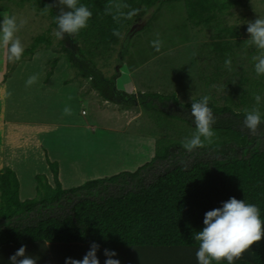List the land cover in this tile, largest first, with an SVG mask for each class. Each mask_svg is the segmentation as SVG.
Returning <instances> with one entry per match:
<instances>
[{"label": "trees", "instance_id": "1", "mask_svg": "<svg viewBox=\"0 0 264 264\" xmlns=\"http://www.w3.org/2000/svg\"><path fill=\"white\" fill-rule=\"evenodd\" d=\"M172 1L176 0H79L92 12L88 26L78 34H66L58 39L55 35L56 15L60 12L57 0H32V12H36L37 18H48L51 26L34 39L17 63L32 61L38 53L47 50L65 54L81 78L104 87L108 99H113L117 93L120 99L127 100V93L115 90L113 81L105 73L111 74L117 67L121 74V63L127 51L124 39L133 34L131 30L138 24L137 19ZM183 1L190 22L210 35L208 53L218 60L221 67H216L215 72L219 71L223 78L221 70L224 73L225 60L231 59V66L226 67L228 81L225 79L223 88L227 94L222 97L226 104L217 105L214 97L206 95L210 98L209 107L215 121L216 134L212 142L188 152L183 142L189 134L182 130V142H177L171 138L178 134L174 130L166 135V144L163 139H157L156 156L135 173L92 180L70 190H65L60 182L59 164L49 161L55 186L50 185L46 176H37V195L26 201L20 198L17 174L0 165V264L9 262L8 253L21 246L29 250L49 246L66 248V258L79 260L93 243L100 246L97 253L100 264H104L105 249L116 251L121 264H198L199 242L193 235L202 230L207 211L235 197L255 204L264 219V123L253 134L239 122L254 108L264 116V100L258 107L257 103L254 105L257 94L264 97V75L257 76L255 72L253 57L258 54L257 50L246 44L247 40L240 39L246 27L231 22L233 10L245 6L248 0ZM134 10L136 15L129 18L128 13ZM8 11L0 7V12ZM59 61L60 56L48 63L52 67L47 72L48 79L54 75ZM237 68L239 71L231 74L230 79H234L230 81V72ZM15 71L11 66L7 76ZM252 81L255 86L248 91L232 86L238 82L249 86ZM132 98L127 100L132 107L138 104L147 108L150 101L154 104L159 99L161 104H172L176 112H187V117L192 119L191 103L182 104L176 96L145 93L139 100ZM152 104L151 107H155ZM206 155L208 159L204 160ZM186 158L193 160L187 163ZM160 169L163 171L158 172ZM235 264H264V237Z\"/></svg>", "mask_w": 264, "mask_h": 264}, {"label": "rangeland", "instance_id": "2", "mask_svg": "<svg viewBox=\"0 0 264 264\" xmlns=\"http://www.w3.org/2000/svg\"><path fill=\"white\" fill-rule=\"evenodd\" d=\"M0 7L9 10L8 13L15 15L18 22L20 20L25 21L16 34L21 40L24 49H27L36 37L50 29L51 21L48 18L42 19L41 16L37 18L35 16L36 12H32V0H0ZM8 13L0 12V19L9 16ZM233 13L234 16L231 18L232 24L238 23V25L246 27L240 39L248 40L249 35L247 33L246 21H254L258 16L264 17V0H248L245 2V6L235 8ZM137 23L131 30L132 32L136 27L131 37L124 39L127 43V51L121 63V74L117 72V67L116 70L112 69L111 74L105 73L109 80L113 81L115 90L119 93L123 91L127 93L129 96L127 100H129L133 99L132 97L136 95L139 97L138 92L143 93L144 86L147 84L154 88L146 92V95L165 96V93L171 94L180 99L182 104H189L194 100L200 99L202 96L210 95L211 98H215L213 100L217 105L226 104L222 98L227 96L223 89L225 88L226 80L228 81L226 67L224 68V73L221 70L224 78L221 74H218L219 71L215 72V68L219 67L220 64L214 56H210L208 53L210 50H208L207 45L212 42L209 40L210 35H207L208 33L203 28H198L190 22L186 3L183 0H176L158 6L150 14L138 18ZM157 39L161 42L159 52L152 45V41ZM5 54L6 49L0 46V58L1 55ZM58 56H60L58 66L53 70L54 75L48 79L47 72L49 69H52L48 63ZM116 58H118V55ZM1 65V167H6L4 162H6L10 155L18 153V156L19 154L23 155L26 159L20 167L23 170L32 169L33 172L35 163H33L34 160H32V163H28L29 157L40 155V150L36 145L37 139L32 137V130H29L30 132L27 135L20 133L18 130H13L14 128L9 126L14 121L28 124H32L33 122H38V124L49 122L57 123L56 125H58L61 122L78 123L77 120L83 122L92 120L97 123L96 126L98 127L95 135L104 133L102 135L107 136V133L110 132L105 128L122 131V133L117 132L115 134L116 138L114 140H112L113 136L109 134L108 144L113 145L115 143V146L100 147L99 151L95 152L96 156L91 157L90 160L87 159V155H84V158L81 155L85 154L83 152L85 148L92 147L94 139L92 133L87 135V131L84 132L79 129L78 133L84 138L73 143L72 147H69L70 141L68 138L60 137L59 131L56 134H52L50 138L48 136L44 137L43 143L45 144L46 142L48 149L46 146L43 148L50 152L48 157L52 163H58V161L52 160L57 155L64 159L70 156L68 154L70 150L78 148L79 153L77 152L75 155L80 156H75L73 160L81 163L79 172L80 175L85 176L84 179L89 178L87 172L92 170L91 167H88L90 164L95 166L102 174H107L104 178H109L126 173L127 171L124 168L135 169L136 171L138 163L142 168L152 162L154 157L149 158L151 154H136L140 151L138 147L120 145L123 142L118 141V138L120 136L123 137L122 134L128 136L127 140H131V144L134 145L139 144L132 141L133 139L141 141L142 138L132 139V137H138L139 134L146 135L153 142L148 141L142 144H147L145 149L148 151L151 149L149 152L156 156L157 139H163V143L166 144V135H171V132L176 130L178 134L174 135L176 137L171 138L174 141L182 142L180 140L182 130H184V134H189L188 137L195 131V126L192 119L187 117L189 116L187 112H181L180 110L182 115H185L182 116L180 115L181 113L175 111L176 108L172 104H161L159 99L154 104L150 101L147 108L142 105L138 106V104L136 105L137 107H132L129 104L131 102L123 98L120 99L117 93L114 94L113 99H108L106 90H103L104 87L100 83L91 81L88 78H81L79 71L71 66L70 62L65 58V54H57L51 52V50H47L38 53L32 61L21 62L20 64L17 61L9 63L6 57ZM11 66L15 67L16 71L13 75L7 76L11 70ZM239 69L232 70L229 79L231 74H237L236 72ZM33 75L37 76L36 82L31 86H27L26 81ZM6 76L8 80H6ZM232 79L234 78H231L230 81ZM11 84L16 86L17 90L10 88ZM66 84L68 85L66 86ZM159 85L163 86L160 90L157 89ZM232 86L237 90L239 86L241 90L245 89L248 91L249 88L255 86V83L252 81L249 86H243V82H238L237 84H232ZM148 100L152 99L149 98ZM255 103L256 101H254V105ZM151 104L155 107H151ZM128 105H130L129 108ZM255 106L258 107V104ZM164 107L167 109L165 110ZM66 109L68 111H65ZM173 113H176V115H169ZM239 122H243L244 124L243 120ZM159 123H162L164 126L159 125ZM165 126L168 127V131ZM242 127L245 129V125ZM1 128H4V131ZM25 130L28 131L27 126ZM257 135L261 136L258 133ZM262 142L264 143L263 135ZM56 146L59 148H55ZM94 146L95 148H99L97 145ZM128 147L136 149L134 150V155L131 157L126 155L123 158L124 154L119 158L120 149L124 150ZM107 148H111L108 152H116L117 154L108 159V153L106 155L103 151ZM207 156H203L204 160L208 159L206 158ZM192 160L186 158L187 163ZM139 161H143V163L141 164ZM105 163L108 171L104 170ZM165 166L167 165L165 164ZM120 168H123L121 169L122 171H120ZM161 171L163 169H160L158 172ZM15 173L18 174L17 170H15ZM65 173L69 174V176L66 175V178L70 177L71 171L65 170ZM154 173L158 175L156 171ZM80 179L83 180V178ZM22 180L25 181L26 178L24 177ZM22 180L20 181L22 189L27 188V185L23 187ZM34 182L32 181L33 184H35ZM35 186L36 184L31 185L33 189H35ZM31 191L32 189L22 191V197L28 198ZM67 252L66 248L56 246L32 248V257L36 259V264H64Z\"/></svg>", "mask_w": 264, "mask_h": 264}, {"label": "clouds", "instance_id": "3", "mask_svg": "<svg viewBox=\"0 0 264 264\" xmlns=\"http://www.w3.org/2000/svg\"><path fill=\"white\" fill-rule=\"evenodd\" d=\"M60 12L56 15L57 31L55 35L63 39L78 34L88 26L92 12L87 6L79 3V0H57ZM136 15V11L128 13V17ZM25 21L18 22L15 15H9L0 19V46L6 49L8 62L19 61L25 51L24 46L16 35ZM249 39L246 44L257 50L253 57L255 61V72L257 76L264 75V17L258 16L254 21H246ZM119 36V32L113 33ZM157 52L160 51L161 42L159 39L152 41ZM225 66H231V59L225 60ZM37 80L33 75L26 81L31 86ZM208 96H204L199 102L191 103L190 116L195 126V131L190 137L185 138L183 148L192 152L195 149L203 148L205 142L211 143L215 136L213 124L215 123L212 109L209 107ZM264 97L257 94L255 101L260 104ZM65 111H68L67 109ZM264 123L259 109L254 108L247 112L244 118L245 127L253 134H256L259 126ZM203 228L193 235V239L199 242L196 251L198 264H220L226 260L227 264H235V261L247 252L250 247L261 241L264 237V219H261L260 209L244 200L235 197L223 202L221 207L207 211L203 219ZM100 246L91 244L90 249L82 259L66 258L65 264H100L97 253ZM104 264H120L118 254L114 250L105 249ZM9 264H36V259L26 254V246H21L16 253L10 257Z\"/></svg>", "mask_w": 264, "mask_h": 264}, {"label": "crops", "instance_id": "4", "mask_svg": "<svg viewBox=\"0 0 264 264\" xmlns=\"http://www.w3.org/2000/svg\"><path fill=\"white\" fill-rule=\"evenodd\" d=\"M4 58L6 59V54L5 55H1L0 66H2L1 64L3 63ZM1 74H2V72H0V76H1ZM67 85L68 84H66V86ZM162 87L163 86L159 85V87L157 89L160 90ZM10 88H13V89L17 90V87L14 86L13 84L10 85ZM153 88H154L153 86H150V85L146 84L144 86L143 93L138 92L139 97H138V95H136L135 98L137 100H139V98L144 93H146L148 91H151V89H153ZM13 91H15V90H13ZM164 95L165 96H167V95L171 96V94H166V93ZM77 122L78 123H75V122H61V123H58V125H56L57 123H49V122L48 123L47 122L40 123V124H38V122H33L32 124H28V123H23V122H19V121L18 122L14 121V123L10 124L9 127H13L14 128L13 130H18L20 133L25 134V135H27L28 132H30L32 130V137H35L37 139V144L36 145H37L38 149L40 150V155H38V156H34V155L30 156L29 160H28V163H32V160H34L33 163H35V169H34L33 172H32V169L31 170H23L20 167V165L26 159H25V156H23V155L19 154V156H18V153H13L12 156L10 155L9 158L6 160V162H4L6 167L11 168L12 170H14V172H15V170H17V172H18L17 176H18L20 181L24 177L26 178L25 181L22 180V184H23V187H24V185H27L28 186L27 188L22 189V185H21V182H20V185H21L20 198H21L22 201H26V199L27 200H31V199H34L36 197V195H37V181H36V177L38 175H45L47 177L50 185H52L53 187L55 186L54 173H53L52 168L50 166V163H49L50 160H49V157H48V155H50L49 154L50 152L46 151L43 148L44 146H46V142H45V144L43 143L44 137L48 136L50 138V137H52V134H56L59 131L60 134H61L60 137L63 136V138H68L69 141H70L69 142L70 143L69 147H72L73 143H76L79 139L84 138V137H82V135H80L78 133L79 129L83 130L84 132L87 131V135L92 133V135L94 137L93 145H92L91 148H85V150H83V152L85 154L81 155L82 158H84V155H87V157H88L87 159L90 160L91 157H95L96 156L95 152H98L99 151L98 149H100V147L102 148V147H113V146H115V143L113 145H109L108 144V141H109L108 136H109V134L113 136L112 140H114L116 138L115 134L117 132H121L122 133V131H120V130H114V129H110V128H105V129H107L110 132V133H107V136L102 135L104 133L96 134L97 135L96 136L95 132L98 130V127L96 126L97 123L95 121L89 120L88 122H86V121L83 122V121L77 120ZM26 126L28 127V131L25 130ZM1 127H2V125H1ZM1 129H3V131H4V128H1ZM3 131H1V133H3ZM37 133H39V134L37 135ZM64 133H67V134H64ZM122 135H123V137L120 136L118 138L119 139L118 141H122L123 142L120 145H126V146H130L131 145V146H134V147H138L140 149V151L137 152L136 154L145 153L147 155L151 154L149 156V158L155 157L153 153L149 152L151 149L149 151L145 149L147 144H142L143 142H148V141L153 142V140H149L147 136H143L142 134H139V135L137 134L138 137H132V139L133 138H142V140L141 141H137V140L133 139L132 141H134V142L139 144V145H134V144H131V142H130L131 140H127V138H129L128 136H126L125 134H122ZM83 141L86 142L85 140H83ZM94 145H97L99 148H95ZM46 148H47V146H46ZM55 148H59V147L56 146ZM38 149H37V152H38ZM109 149H111V148H107V149L103 150L106 155L108 153V155H107L108 159H110L109 157L114 156V155L117 154L116 152H111V151L108 152ZM134 150H136V149L135 148L132 149L130 147H128V148H126L124 150L120 149L118 156L120 158L122 155L125 154L123 156V158L126 155L131 157L135 153ZM77 152L79 153L78 148H74L73 150H70L68 152V154H70L69 157H66V158L63 159V158H61L60 156L57 155V157L55 159H52V160L58 161L59 174H60L59 178H60V182H61V184H62V186H63V188L65 190H70V189H74V188L80 187L83 184H86L87 182L92 181V180L103 179L107 175V174H102L101 172L98 171V169H96L95 166L90 164L88 167H91L92 170L90 172H87L89 178L84 179L85 176L84 175H80V172H79L81 163L76 161V160H73V158H75V156L76 157L80 156V155H75V153H77ZM126 153H128V154H126ZM99 154H101V153L99 152ZM147 155H145V156H147ZM32 157H33V159H32ZM115 160H116V158H115ZM143 161L142 162L139 161V162H141V164H142ZM137 166H136L137 167L136 171H138L141 168V165H139V163L137 164ZM121 169H123V168H120V171H122ZM124 169L127 172H130V171H131V173H135L136 172L135 169H129V168H124ZM65 170L71 171L70 177L66 178V175L69 176V174L68 173L66 174ZM104 170L108 171L106 163L104 165ZM80 178H83V180H81ZM32 181L33 182L35 181L34 182L36 184V186L34 187L35 189H33L31 187V185L32 186L35 185V184L32 183ZM31 189H32V191H31V194L29 195V197L28 198H23L22 197V191L23 192L24 191H29ZM16 251H10L8 253L9 254L8 255L9 259H10L11 256H13L16 253ZM26 254L32 256V249L31 250L26 249ZM2 264H9V262H7V263L2 262Z\"/></svg>", "mask_w": 264, "mask_h": 264}, {"label": "water", "instance_id": "5", "mask_svg": "<svg viewBox=\"0 0 264 264\" xmlns=\"http://www.w3.org/2000/svg\"><path fill=\"white\" fill-rule=\"evenodd\" d=\"M133 31H135V28L133 29ZM133 31H132V32H133ZM120 264H121V262H120Z\"/></svg>", "mask_w": 264, "mask_h": 264}]
</instances>
